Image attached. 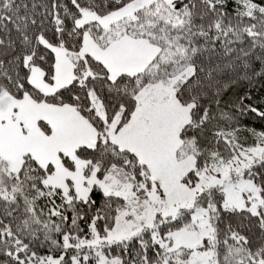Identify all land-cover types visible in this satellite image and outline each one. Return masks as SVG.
Segmentation results:
<instances>
[{
    "label": "snow or ice",
    "instance_id": "1",
    "mask_svg": "<svg viewBox=\"0 0 264 264\" xmlns=\"http://www.w3.org/2000/svg\"><path fill=\"white\" fill-rule=\"evenodd\" d=\"M0 264H264V0H0Z\"/></svg>",
    "mask_w": 264,
    "mask_h": 264
}]
</instances>
